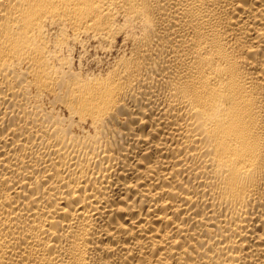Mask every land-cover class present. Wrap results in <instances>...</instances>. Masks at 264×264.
<instances>
[{"label": "bare ground", "instance_id": "bare-ground-1", "mask_svg": "<svg viewBox=\"0 0 264 264\" xmlns=\"http://www.w3.org/2000/svg\"><path fill=\"white\" fill-rule=\"evenodd\" d=\"M0 264H264V0H0Z\"/></svg>", "mask_w": 264, "mask_h": 264}]
</instances>
